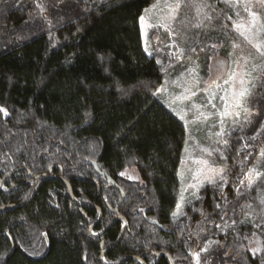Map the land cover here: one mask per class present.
<instances>
[{
    "label": "trees",
    "instance_id": "trees-1",
    "mask_svg": "<svg viewBox=\"0 0 264 264\" xmlns=\"http://www.w3.org/2000/svg\"><path fill=\"white\" fill-rule=\"evenodd\" d=\"M156 2L0 0V264H171L157 263L161 253L174 264H264L250 188L264 153V64L252 122L219 145L225 182L177 214L187 132L157 93L164 74L143 44L141 18Z\"/></svg>",
    "mask_w": 264,
    "mask_h": 264
},
{
    "label": "rangeland",
    "instance_id": "rangeland-1",
    "mask_svg": "<svg viewBox=\"0 0 264 264\" xmlns=\"http://www.w3.org/2000/svg\"><path fill=\"white\" fill-rule=\"evenodd\" d=\"M221 4L227 13H222ZM245 6L249 11L257 12L260 24H264V3L261 0H243V3H237V0H179L178 8L176 0H157L141 19L144 48L149 55L158 56L164 74V82L157 93L184 123L187 132L179 174L182 186L177 214L188 201L197 198L201 190L225 182L226 165L220 159L219 145L224 144L228 130L247 123L251 118L249 100L259 84L264 64V55L254 45L264 46V31L259 30V24L255 33L246 31L252 43L239 34L247 29L250 20L249 13L243 11ZM236 10L241 12V17L235 15ZM228 16H232V20H228ZM217 19L222 20V24ZM234 23L242 27L234 30ZM212 31L227 36L230 40L228 47L224 48L222 42H213ZM181 48L183 53L178 51ZM192 48L196 51L192 52ZM201 54L208 55L203 68L205 72H202ZM241 77L244 79L243 87L249 89L247 102L239 109L238 118L225 115L237 110L232 105L236 103L237 93L242 87ZM222 117L223 124L220 123ZM220 132L225 134L217 135ZM123 175L140 181L136 169H128ZM250 175V188L258 197V214L264 218V153L259 156ZM255 215L257 211L248 214L246 222H252ZM251 246L256 251L261 249L259 238L254 237ZM194 259L198 262L199 254L195 253Z\"/></svg>",
    "mask_w": 264,
    "mask_h": 264
},
{
    "label": "snow or ice",
    "instance_id": "snow-or-ice-1",
    "mask_svg": "<svg viewBox=\"0 0 264 264\" xmlns=\"http://www.w3.org/2000/svg\"><path fill=\"white\" fill-rule=\"evenodd\" d=\"M225 2H227V0H225ZM237 3H243V0H237ZM261 3H264V0H261ZM179 7V0H176V8ZM176 8H174L173 10L175 11ZM243 11L248 12L249 16H250V20L247 22V29L245 31H240L239 34L241 36H243L245 38V40H248L249 43H252V40L249 38L248 35H246V31H252L253 33H255L257 31V26L258 24L260 25L259 30L264 31V24H260V21L258 19L259 14L255 11H249L248 7H244ZM235 15L237 17H241V12L239 10L235 11ZM143 19V18H141ZM173 19H175V17H173ZM228 20H232V16H228L227 17ZM196 27H199V25H196ZM242 27L241 24H233V28L234 30H238ZM212 47H215V45H212ZM254 47L257 49V51L261 52V55H264V51H261V48L264 47L260 44H255ZM179 52L183 53V49H178ZM192 52H195L196 49L192 48L191 49ZM240 83L242 85V87L240 88V90L237 93L238 99L236 100V103L234 105H232L233 108L237 109L236 111L232 112V113H226L225 115H234L235 117H239L240 116V111L239 109L246 104V97L249 95V89L246 87H243L244 85V79L243 77H241ZM252 87H255V85L253 84ZM193 95H195V93H193ZM213 99H215V97H213ZM213 107H215V105H213ZM0 111H4V109L0 108ZM245 111H247V109H245ZM207 119V118H206ZM252 121L248 120V123L250 124ZM220 123L223 124L224 123V118L222 117L220 120ZM224 132H220L217 133V135H224ZM251 139H254V137H251ZM225 143H227V141H225ZM209 155H211V152L209 153ZM203 163H207V161H203ZM256 176L259 177L260 173L257 172ZM221 179L223 180V176H221ZM213 183H215L213 181ZM206 251V249H205ZM255 251V250H253Z\"/></svg>",
    "mask_w": 264,
    "mask_h": 264
},
{
    "label": "water",
    "instance_id": "water-1",
    "mask_svg": "<svg viewBox=\"0 0 264 264\" xmlns=\"http://www.w3.org/2000/svg\"><path fill=\"white\" fill-rule=\"evenodd\" d=\"M92 165L94 166L96 172H97L100 176H102L103 178H105V179L107 180V182H108L110 185H112V186H114L115 188H117V189L120 190V187L118 186V184H117V183H116V182H115L110 176H108L106 173L101 172L100 169L98 168V166H97V164H96L95 162H92ZM48 178H51V177H48ZM48 178H45L42 182H40V184L37 186V188H36L35 191L33 192L30 201L33 200V198H34L35 195L37 194L38 190L41 188V186L43 185V183H44ZM115 213L118 214V211H116ZM121 220H124V219L121 218V217H118L117 221H121ZM152 223H153V224H158L157 221H153ZM124 230H125V228L122 229L121 235H120L118 241L116 242V244H115L112 248H110L108 251L114 249V248H115V247L121 242L122 237H123ZM108 251H106V252H108ZM106 252H105V253H106ZM105 253L102 255V257L105 255ZM163 256H168V258L170 259L171 264H174V261L172 260V258H171L168 254H166V253H161V254H159V256H158V260H157V263L159 262V260H160Z\"/></svg>",
    "mask_w": 264,
    "mask_h": 264
},
{
    "label": "flooded vegetation",
    "instance_id": "flooded-vegetation-1",
    "mask_svg": "<svg viewBox=\"0 0 264 264\" xmlns=\"http://www.w3.org/2000/svg\"><path fill=\"white\" fill-rule=\"evenodd\" d=\"M112 225H113V224H112ZM125 227H126V225H125L123 228H125ZM97 237H98V236H97ZM111 248H112V247H111ZM108 250H109V249H108ZM108 250H106V251H108ZM106 251H105V252H106ZM110 251H111V250H110ZM105 252H104V253H105ZM108 252H109V251H108ZM108 252H106V253H108ZM106 253H105V254H106ZM104 256H105V255H104Z\"/></svg>",
    "mask_w": 264,
    "mask_h": 264
}]
</instances>
